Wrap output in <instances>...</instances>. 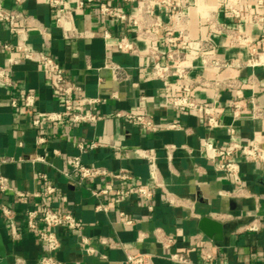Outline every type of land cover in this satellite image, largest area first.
<instances>
[{
	"label": "crops",
	"instance_id": "1",
	"mask_svg": "<svg viewBox=\"0 0 264 264\" xmlns=\"http://www.w3.org/2000/svg\"><path fill=\"white\" fill-rule=\"evenodd\" d=\"M66 9L56 8L46 0H3L7 8L20 9L35 19L34 26H27L22 33L14 34L5 23L0 22V65L10 67L17 81L16 89L9 90L0 83V173L6 174L11 184L22 190H35L39 185L37 174L48 173L66 198V208L72 210L83 222V233L91 239L95 252L86 250L77 235L60 230L63 235L62 247L57 257L65 264H125L129 254L149 252L154 264H204L201 261V241H211L217 251L216 264H264V163L250 161L240 153L234 156L241 162V176L246 186L242 194L233 193L234 186L225 173L215 168L209 160L201 141L204 137L215 143L227 144L229 129L208 128L203 118L193 111L181 110L174 106L171 97L181 92L177 80L170 82L169 89L164 82L151 77L148 70L149 48H155L163 56L167 51L163 39V28L152 26V18L144 9L145 3L153 6V17L165 24H171L173 16L159 0H109V4L127 13L138 21L140 28H148L153 38L138 36L132 32L129 22L117 20L100 12L99 2L67 0ZM188 5L187 29L193 41L209 40L214 45V53L221 59L244 62L248 58V48L235 43L227 32H219L217 27L247 32L255 38L264 37V0H248L242 6V16L231 13L229 5L237 0H184ZM65 11L79 30L90 34L75 40L64 37L56 24L58 15ZM41 27L46 29L49 45L44 41ZM107 29L110 38L103 33ZM26 32L28 43L36 49H44L55 56L67 74L81 87L76 94L79 98L110 95L118 92L120 99L108 98L107 102L95 106V110L111 113L116 109H127L151 116L159 129L146 132L132 121L107 117L98 123L74 125L56 122L45 129L49 141L37 142L38 130L29 122V116L16 111L10 104L12 95L21 96L24 91H32L37 97L40 111L59 110L62 107L49 77L35 61L20 59L10 65L8 57H19L20 53H10L2 47L3 42L16 44L19 36ZM136 43L138 52L129 53L118 47V40L124 35ZM184 64L193 65L191 75L196 80L216 79L237 80L244 96L257 95L264 107V67L233 66L217 72L203 67V57L196 49L183 50ZM112 58L127 68V79L115 81L108 69L104 68L105 58ZM234 88L218 90V116L226 124L234 123L238 140L260 141L264 146V121L253 120L247 106L238 120L232 117L231 101L236 97ZM217 90L213 86H197L194 96L200 102L211 104ZM87 110L88 107H83ZM178 121L181 129H171L166 125ZM97 139L100 147L83 154L89 164L105 166L110 170L125 169L135 182H147L154 191L149 209V201L137 195L121 198L116 203L108 196L98 197L99 190L110 181L109 178L94 182L67 178L61 170H69L67 155L79 154L77 143ZM174 144L172 159L167 158L165 145ZM139 148L153 149L158 154V185L151 177L148 163L138 154ZM58 149L60 154L50 155L48 162L35 160L46 150ZM128 182V181H127ZM127 182L117 181L118 186ZM99 200L109 205L107 211L97 210ZM2 198L0 196V205ZM17 224L21 237L13 240L0 212V230L3 233L11 264L16 257H22L26 264H37V259L45 251L39 238L25 227V203L17 204ZM120 211L134 219L126 223ZM208 216L223 225V238L214 240L199 226L202 217ZM258 217L261 229L251 231L248 225ZM158 231L176 238L171 248L163 247L157 238ZM111 238L120 244L111 247L98 241L99 237ZM195 249L192 247L195 245ZM177 249L183 250L190 263H181L169 258ZM136 264H142L140 260Z\"/></svg>",
	"mask_w": 264,
	"mask_h": 264
},
{
	"label": "built area",
	"instance_id": "2",
	"mask_svg": "<svg viewBox=\"0 0 264 264\" xmlns=\"http://www.w3.org/2000/svg\"><path fill=\"white\" fill-rule=\"evenodd\" d=\"M23 2L24 0H19ZM99 2L100 12L117 20H124L132 25L130 30L138 36L153 38V32L148 28H140L138 21L132 19L127 13L119 8L109 4V0H89ZM167 7L173 16L171 24H165L161 20L154 18L153 6L150 3H145L143 9L145 13L152 18L151 25L163 28V39L167 44V51L163 56L155 48H149L147 56L149 59L148 70L151 77H156L162 80L169 89L172 79H176L181 92L171 97V102L174 106L181 110L193 111L203 118L204 126L208 128L224 127L229 129V140L227 144L215 143L210 138L204 137L201 141V146L204 149L209 160L215 163V168L227 175L229 181L233 184V193L242 194L246 186L244 185L241 176V162L234 159L238 153L244 158L258 163H264V146L258 140L252 142H244L238 140L237 128L234 123L226 124L218 116V90L221 88H234L237 90L236 97L231 101L230 108L232 117L236 121L242 117L245 108L248 106L251 111L253 120L264 121V107L260 104L257 95L251 94L244 96L241 91V84L237 80L216 79L212 82L206 80H196L192 77L191 71L193 65L184 64L183 50L186 48L196 49L202 54L203 67L211 68L217 72L225 68L233 66H263L264 67V37L255 38L247 32H240L228 29L224 25L218 26L219 32L229 33L235 43L248 48V58L244 62L228 61L216 56L214 45L205 40L193 41L188 29V5L184 0H159ZM48 4L56 8L66 9L68 7L67 0H46ZM248 0H237V2L229 5L231 13L235 16H242V6L246 5ZM80 6L84 4L83 0L78 2ZM0 22L8 25L9 29L14 33H22L27 26H34L35 19L20 9L7 8L3 0H0ZM56 24L61 28L63 35L68 40H75L81 37L88 36L90 33L85 30L77 29L71 17L62 11L57 19ZM41 33L44 41L49 45L50 40L46 29L41 27ZM104 37L110 38L111 32L104 30ZM118 47L122 51L129 53H137L136 43L129 38V35H124L118 40ZM2 47L13 53H20L19 57L9 56L8 63L16 64L20 59L32 60L37 62L49 77V82L53 86L58 100L62 107L59 110L40 111L37 108V97L32 91H24L21 96L12 95L10 99L11 106L18 112L29 116V122L38 130L37 142L44 145L49 141L45 129L48 125L56 122H69L74 125L83 123H98L107 117L124 119L132 121L141 126L146 132H154L159 129L154 119L146 114L136 113L127 109H116L111 113H103L95 110V106L108 101V98L120 99L118 92H113L110 95L89 96L84 94L77 98L76 94L81 91L80 85L69 77L65 68L59 60L44 49H36L28 43V35L26 32L19 36V41L16 44L3 42ZM104 68L108 69L112 78L117 81L127 79V68L115 61L112 58H105ZM0 83L9 90L16 89L17 81L12 74L10 67L0 65ZM213 86L216 90L215 100L211 104L200 102L194 96V89L197 86ZM88 107L84 110L83 107ZM166 127L171 129H181L182 125L176 120L170 122ZM103 145L97 139L90 142L79 141L77 143L79 154L67 155L66 162L69 170H61L62 174L70 179L78 181L94 182L97 179L103 180L109 178L110 181L104 184L99 190H95V195L98 197L108 196L110 203H116L121 198L131 195H137L149 201V209H153L151 200L153 198V188L147 182H134L132 176L125 169L120 171L110 170L105 166L89 164L83 160V154L90 150L96 149ZM176 148L174 144H166L165 150L167 158L172 159L173 151ZM58 155L60 151L53 149L46 150L44 155L35 157V160L48 162L50 155ZM138 154L148 163L150 175L152 179L161 185L159 180L158 154L153 149L139 148ZM117 181L127 182L126 185L118 186ZM38 189L22 190L15 188L10 181V178L3 173H0V196L2 198L0 212L5 217L6 225L10 231V236L13 240L21 237V230L17 224V204L25 203L27 208L24 212L25 227L33 232L45 246V251L37 259V264H65L57 257V251L62 247L63 235L60 230L67 233L77 235L81 244L87 246L88 252H95L91 246V239L83 233V222L75 215V213L66 208L67 202L64 194L60 191L52 177L46 172L37 174ZM97 210L107 211L109 205L99 200L96 205ZM122 219L126 223H132L133 218L128 216L124 211H120ZM261 220L256 217L248 225L251 231H259L261 229ZM157 238L162 243L163 247L171 248L176 243V238L158 231ZM98 241L102 244L117 246L119 242L107 238L99 237ZM195 245L192 247L196 246ZM200 247L201 261L204 264H216L217 251L211 241H201L198 244ZM169 258L176 262L190 263L191 260L187 254L177 249L169 254ZM140 260L142 264H154L153 254L149 252H138L129 254L125 264H136ZM16 264H26L24 258L16 257Z\"/></svg>",
	"mask_w": 264,
	"mask_h": 264
},
{
	"label": "water",
	"instance_id": "3",
	"mask_svg": "<svg viewBox=\"0 0 264 264\" xmlns=\"http://www.w3.org/2000/svg\"><path fill=\"white\" fill-rule=\"evenodd\" d=\"M199 226L205 234L214 240H221L223 238V225L220 222L208 216H204L199 221ZM8 256L6 242L0 230V264H11Z\"/></svg>",
	"mask_w": 264,
	"mask_h": 264
}]
</instances>
